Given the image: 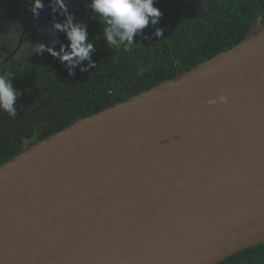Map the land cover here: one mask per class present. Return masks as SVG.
<instances>
[{
    "label": "water",
    "instance_id": "obj_1",
    "mask_svg": "<svg viewBox=\"0 0 264 264\" xmlns=\"http://www.w3.org/2000/svg\"><path fill=\"white\" fill-rule=\"evenodd\" d=\"M263 244L264 29L0 165V264H220Z\"/></svg>",
    "mask_w": 264,
    "mask_h": 264
},
{
    "label": "trees",
    "instance_id": "obj_2",
    "mask_svg": "<svg viewBox=\"0 0 264 264\" xmlns=\"http://www.w3.org/2000/svg\"><path fill=\"white\" fill-rule=\"evenodd\" d=\"M154 6L163 13L160 22L144 30L150 39L135 38L139 44L131 52L109 50L96 18L76 20L87 24L89 40L96 47L92 59L97 67L88 72L77 68L69 76L47 52L16 55L0 63V74L13 72V84L20 93L15 119L0 110V165L19 154L23 144H36L114 106L117 100L148 91L264 29V0H157ZM49 14L37 37L47 33L51 39L47 46L58 51L67 40L65 34L50 36L57 32L49 25L55 23ZM156 27L163 30V37L152 35ZM140 68L147 69L143 76L138 75ZM220 264H264V244Z\"/></svg>",
    "mask_w": 264,
    "mask_h": 264
},
{
    "label": "clouds",
    "instance_id": "obj_3",
    "mask_svg": "<svg viewBox=\"0 0 264 264\" xmlns=\"http://www.w3.org/2000/svg\"><path fill=\"white\" fill-rule=\"evenodd\" d=\"M156 3L157 0H91L89 7L102 26L106 47L109 50L122 49L124 52H131L139 44L135 42V38L143 36L146 40L150 39L151 37L144 34V30L149 25L155 27L159 24L163 13L154 6ZM30 4L29 10L38 18L40 11L45 7L43 0H30ZM49 6L53 13L59 12L65 17L63 23L56 22L52 27L54 31L65 34L67 43H62L58 51L54 46L37 44L34 48L35 54L42 56L47 52L60 62L69 76H74L77 68L82 73L96 68L97 64L92 59L96 47L89 40L87 24L76 21V17L69 13L65 0H50ZM152 35L163 37V30L156 27ZM146 70L140 68L138 75L143 76ZM15 78L11 71L0 74V110L13 119L17 116L15 105L20 95L13 84ZM218 101L227 103L228 97L221 95ZM218 101L214 99L208 103L215 105Z\"/></svg>",
    "mask_w": 264,
    "mask_h": 264
},
{
    "label": "flooded vegetation",
    "instance_id": "obj_4",
    "mask_svg": "<svg viewBox=\"0 0 264 264\" xmlns=\"http://www.w3.org/2000/svg\"><path fill=\"white\" fill-rule=\"evenodd\" d=\"M8 1L4 0V3H0V63L9 61L16 55L22 57L32 53L30 50L32 43L33 45L42 43L38 42L37 35L45 23L47 24V20L42 21L36 29V35L29 34L28 30L33 23L29 0H12L7 3ZM49 13L46 12L45 16H49ZM49 25L53 26V24ZM6 53L11 54L2 60Z\"/></svg>",
    "mask_w": 264,
    "mask_h": 264
},
{
    "label": "rangeland",
    "instance_id": "obj_5",
    "mask_svg": "<svg viewBox=\"0 0 264 264\" xmlns=\"http://www.w3.org/2000/svg\"><path fill=\"white\" fill-rule=\"evenodd\" d=\"M3 1L4 0H0V3H4ZM9 1H12V0H9ZM9 1L7 3H9ZM13 1H15V0H13ZM28 2L30 3V0ZM43 3L45 5V7L40 11L39 17L38 18L34 17L33 14L31 16L33 18V23H32L31 27L28 30V33L31 34V35H36V29L38 28L39 24L42 21L47 20V16H45L46 12H52V11H50V10H52V8L49 6L50 5V0H43ZM65 3L67 5V7H68L69 13L73 14L76 17V20H79V19L82 20V19L85 18L84 21H87V19L95 18V13H93L92 10L89 7V5L91 3V0H65ZM30 7H31V4H30ZM52 14L53 15L51 16V19L55 23L56 22H60V23L64 22L65 17L60 15L59 12H57L55 14L52 12ZM29 20H30V18H29ZM26 22H27V20H26ZM45 34L42 37H38L37 40H38V42H42L43 41L46 45H48V43L51 42V39H50L49 36H47V33H45ZM49 34L52 37H55V35H58L59 38H60L61 35L62 36L64 35L63 33H59V32H57V33H49ZM36 45L37 44H35V45L32 44V47L30 49L32 51V53H34V54H35L34 48H35Z\"/></svg>",
    "mask_w": 264,
    "mask_h": 264
}]
</instances>
